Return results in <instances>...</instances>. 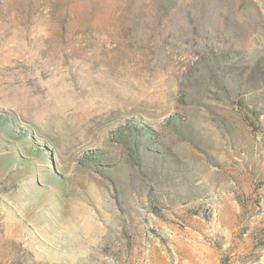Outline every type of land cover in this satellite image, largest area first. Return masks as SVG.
Here are the masks:
<instances>
[{
	"label": "rangeland",
	"instance_id": "1",
	"mask_svg": "<svg viewBox=\"0 0 264 264\" xmlns=\"http://www.w3.org/2000/svg\"><path fill=\"white\" fill-rule=\"evenodd\" d=\"M0 264H264V0H0Z\"/></svg>",
	"mask_w": 264,
	"mask_h": 264
}]
</instances>
